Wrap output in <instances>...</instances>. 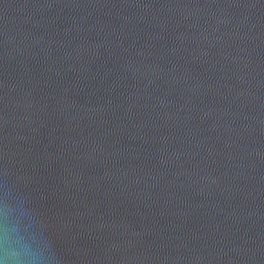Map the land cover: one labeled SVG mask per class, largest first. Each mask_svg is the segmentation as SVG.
<instances>
[{
  "label": "water",
  "instance_id": "1",
  "mask_svg": "<svg viewBox=\"0 0 264 264\" xmlns=\"http://www.w3.org/2000/svg\"><path fill=\"white\" fill-rule=\"evenodd\" d=\"M0 260L264 264V0H0Z\"/></svg>",
  "mask_w": 264,
  "mask_h": 264
},
{
  "label": "clouds",
  "instance_id": "2",
  "mask_svg": "<svg viewBox=\"0 0 264 264\" xmlns=\"http://www.w3.org/2000/svg\"><path fill=\"white\" fill-rule=\"evenodd\" d=\"M0 264H7V261H5V260H0Z\"/></svg>",
  "mask_w": 264,
  "mask_h": 264
}]
</instances>
